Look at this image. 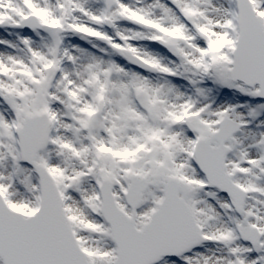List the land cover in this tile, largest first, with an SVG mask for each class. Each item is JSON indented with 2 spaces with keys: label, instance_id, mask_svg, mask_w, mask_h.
I'll list each match as a JSON object with an SVG mask.
<instances>
[{
  "label": "snow or ice",
  "instance_id": "obj_1",
  "mask_svg": "<svg viewBox=\"0 0 264 264\" xmlns=\"http://www.w3.org/2000/svg\"><path fill=\"white\" fill-rule=\"evenodd\" d=\"M0 264H264V0H0Z\"/></svg>",
  "mask_w": 264,
  "mask_h": 264
}]
</instances>
